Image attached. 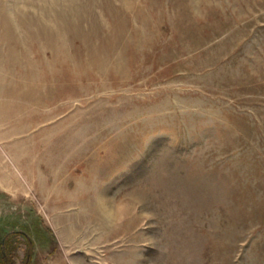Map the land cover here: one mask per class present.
<instances>
[{
    "label": "rangeland",
    "instance_id": "obj_1",
    "mask_svg": "<svg viewBox=\"0 0 264 264\" xmlns=\"http://www.w3.org/2000/svg\"><path fill=\"white\" fill-rule=\"evenodd\" d=\"M5 233L6 264H264V0H0Z\"/></svg>",
    "mask_w": 264,
    "mask_h": 264
},
{
    "label": "trees",
    "instance_id": "obj_2",
    "mask_svg": "<svg viewBox=\"0 0 264 264\" xmlns=\"http://www.w3.org/2000/svg\"><path fill=\"white\" fill-rule=\"evenodd\" d=\"M5 238L4 243H2V238ZM0 264H6V233L0 238Z\"/></svg>",
    "mask_w": 264,
    "mask_h": 264
},
{
    "label": "bare ground",
    "instance_id": "obj_3",
    "mask_svg": "<svg viewBox=\"0 0 264 264\" xmlns=\"http://www.w3.org/2000/svg\"><path fill=\"white\" fill-rule=\"evenodd\" d=\"M51 196H52V194H51ZM102 208V207H101ZM99 210H100V208H99ZM106 210V209H105ZM99 212V211H98ZM102 212V211H101ZM100 213V212H99ZM79 226V225H78ZM72 231V230H71ZM65 233V232H64ZM71 233V232H70Z\"/></svg>",
    "mask_w": 264,
    "mask_h": 264
},
{
    "label": "flooded vegetation",
    "instance_id": "obj_4",
    "mask_svg": "<svg viewBox=\"0 0 264 264\" xmlns=\"http://www.w3.org/2000/svg\"><path fill=\"white\" fill-rule=\"evenodd\" d=\"M4 240H5V238L3 237V238H2V243H4Z\"/></svg>",
    "mask_w": 264,
    "mask_h": 264
}]
</instances>
